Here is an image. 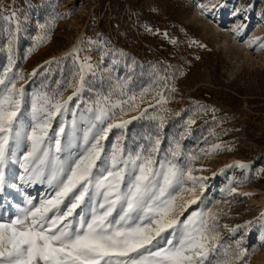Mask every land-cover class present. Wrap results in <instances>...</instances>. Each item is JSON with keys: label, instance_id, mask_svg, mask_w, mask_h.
<instances>
[{"label": "rangeland", "instance_id": "rangeland-1", "mask_svg": "<svg viewBox=\"0 0 264 264\" xmlns=\"http://www.w3.org/2000/svg\"><path fill=\"white\" fill-rule=\"evenodd\" d=\"M262 44L264 0H0V72L7 68L11 56L13 71L24 74V80L17 84L25 90L18 116L22 129L32 123L35 95L62 93L63 99L72 95L74 89L69 85L79 80L82 64L92 66L85 73L83 91L73 98L69 111L53 121L54 130L61 122L70 126L75 113L80 130L77 135L82 137L89 125L81 117L94 116L89 109H95L96 102L106 97L116 103L135 96L129 104L139 107L124 118L132 123L142 117L150 106L140 102L138 90H147L149 83L135 77L143 69L152 77L153 97L159 92L166 98V90L175 94V84L168 78L176 74L183 80L182 99L202 100L212 108L230 110V138L212 144L199 142L197 146L201 164L194 169L203 170L193 175L204 177L206 187L202 193L197 191L200 200L180 217L183 221L194 211L211 209L222 218L216 231L223 247L209 257L213 261L224 259L227 248L233 254L248 253L235 264L241 260L244 264H264ZM88 50L99 52L101 63H95ZM238 100L240 103L231 107ZM129 104L122 105L126 111ZM114 111L119 113V109ZM131 123L126 129L114 128L109 133L104 141L106 152L121 135L126 153L134 155L141 147H148L133 137L135 130L131 135ZM26 149L27 144L9 143L0 219L11 220L27 206L28 199L35 205L53 193L48 169L35 182L21 179L27 175L21 167ZM81 150L82 139L59 155L61 160H68ZM164 158L172 159L168 151L156 156L157 161ZM14 159H19L18 167ZM89 211L77 209L86 218ZM70 219L75 220V215ZM170 238L168 232L162 234L161 246Z\"/></svg>", "mask_w": 264, "mask_h": 264}, {"label": "snow or ice", "instance_id": "snow-or-ice-1", "mask_svg": "<svg viewBox=\"0 0 264 264\" xmlns=\"http://www.w3.org/2000/svg\"><path fill=\"white\" fill-rule=\"evenodd\" d=\"M14 64L10 56L7 68L0 72V191L5 183L9 143L15 141L27 144L21 158L27 175L21 179L35 182L48 169L53 193L35 205L28 199L27 206L11 220L0 219V264H235L248 254H233L225 248L224 259H209L223 247L216 231L218 215L211 209L194 211L180 219L200 200L197 191L202 193L206 186L204 177L193 175L203 170L191 166L197 157L189 156L187 167L176 162L181 155L178 142L169 149L172 159L160 161L156 159L161 144L158 136L134 155L125 152L123 135L117 137L110 152L105 151L109 133L114 128L126 129L131 123L124 117L138 109V104H129L135 96L116 103L107 97L97 101V107L89 109L94 116L81 117L89 125L82 137L77 135L80 130L75 113L70 126L61 122L54 130L53 121L63 117L73 98L83 91L85 73L92 66L82 64L79 80L69 85L74 89L72 95L67 99L62 93L35 95L32 123L22 129L18 116L25 90L17 84L24 80V74L14 72ZM144 95L140 94V102ZM156 95L158 103L168 102L162 93ZM124 104H129L127 111ZM154 118L163 126V117ZM187 123L194 124L195 120L189 118ZM81 139L82 150L61 160L59 154ZM77 209L82 213L90 210L88 217ZM74 215L75 220L70 219ZM166 232L171 238L161 246Z\"/></svg>", "mask_w": 264, "mask_h": 264}, {"label": "trees", "instance_id": "trees-1", "mask_svg": "<svg viewBox=\"0 0 264 264\" xmlns=\"http://www.w3.org/2000/svg\"><path fill=\"white\" fill-rule=\"evenodd\" d=\"M178 68H176V72ZM43 68L39 70L38 76L42 72ZM148 69L139 71L136 75L137 80L147 79L149 83L147 91L138 90L139 98L143 92L144 106H150L142 117L133 121L129 126V130H135L133 137L139 140L140 144L149 145L150 139L159 137L161 139L160 152L174 149L175 144L178 142L181 146V155L177 158L184 166L189 165L188 157L195 156L197 159L191 162V166L195 168L201 164L200 151L197 150L199 142L201 144H212L219 140L227 141L231 134V116L230 110L212 108L211 104L202 100L182 99L180 83L183 82L181 78H177L176 74L170 75L168 78L169 83L175 84V94L170 90H166L167 103H158L157 96H152L155 93L153 88L152 77L147 76ZM230 98H235L228 94ZM226 97V95L224 96ZM240 101H236L231 107L235 108L236 104ZM143 108V107H142ZM142 110V109H141ZM154 117H163L161 126V120ZM195 120L194 124L189 125L188 119ZM191 136V137H189ZM227 147V146H226ZM237 146H233L232 149H236ZM170 153V152H169ZM171 155V154H170ZM257 161L254 160V164ZM234 196V195H233ZM222 218H218L216 224L217 227L221 226ZM223 222V221H222ZM245 260H241L237 264H244Z\"/></svg>", "mask_w": 264, "mask_h": 264}, {"label": "built area", "instance_id": "built-area-1", "mask_svg": "<svg viewBox=\"0 0 264 264\" xmlns=\"http://www.w3.org/2000/svg\"><path fill=\"white\" fill-rule=\"evenodd\" d=\"M87 52L92 56V59L94 60L95 63L97 64L101 63L102 56L99 52H96V51L91 52L90 50H88Z\"/></svg>", "mask_w": 264, "mask_h": 264}, {"label": "bare ground", "instance_id": "bare-ground-1", "mask_svg": "<svg viewBox=\"0 0 264 264\" xmlns=\"http://www.w3.org/2000/svg\"><path fill=\"white\" fill-rule=\"evenodd\" d=\"M19 146H20V145H19ZM18 160H19V159H18ZM18 160L14 159V164L17 165V166L15 165L16 167L19 166V162H18ZM15 162H16V163H15ZM16 167H15V168H16ZM8 186H9V185H8V183L6 182V188H7Z\"/></svg>", "mask_w": 264, "mask_h": 264}]
</instances>
